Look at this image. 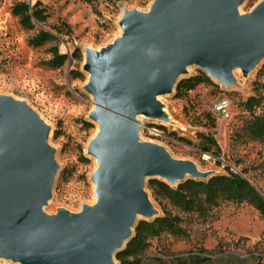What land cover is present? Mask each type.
<instances>
[{"label":"water","instance_id":"water-1","mask_svg":"<svg viewBox=\"0 0 264 264\" xmlns=\"http://www.w3.org/2000/svg\"><path fill=\"white\" fill-rule=\"evenodd\" d=\"M241 3L156 0L146 22L127 14L126 37L88 53V90L97 105L91 117L100 125L90 147L99 159L98 203L77 218L42 212L59 169L48 146L50 128L26 104L0 96L1 257L23 264H114L138 217L157 214L145 193L148 177L172 186L203 176L164 148L140 143L136 116L156 114L154 99L171 93L193 65L228 85L236 81L235 69L264 58V1L237 18Z\"/></svg>","mask_w":264,"mask_h":264},{"label":"rangeland","instance_id":"rangeland-1","mask_svg":"<svg viewBox=\"0 0 264 264\" xmlns=\"http://www.w3.org/2000/svg\"><path fill=\"white\" fill-rule=\"evenodd\" d=\"M264 0H243L244 14ZM40 2L46 19L33 29L24 27L14 7L21 3ZM156 0H0V96L26 104L50 128L48 146L54 152L58 173L50 199L42 212L55 217L66 213L79 217L85 209L98 203L94 176L99 169L90 147L96 139L99 124L91 116L97 105L88 90L92 74L86 69L89 52L101 53L126 37L125 16L139 13L149 19ZM41 30L56 37L39 46L32 44ZM67 55L61 66L49 61L56 55ZM234 83L219 80L191 66L178 86L187 79L203 76L205 80L192 89L178 86L154 99L156 114L140 113L138 141L164 148L177 161L190 162L203 174L192 177L206 180L227 167L249 178L264 194V139L246 130L252 118L245 102L251 96L264 101V58L247 70L233 71ZM227 102V115L218 114L216 105ZM259 111V110H258ZM208 137H213L211 143ZM209 146L211 152L202 151ZM146 179L145 193L156 218L164 214V205L155 198ZM157 179H162L158 177ZM169 183L167 180L162 179ZM177 187L178 185H172ZM165 208L182 218L186 234L175 237L163 233L148 240L145 264L189 262L203 251H221L214 264H264V218L246 202L223 201L207 215L184 213L170 204ZM155 217L139 216L153 221ZM126 248V247H125ZM124 248V249H125ZM231 253V255H229ZM222 254V253H221ZM237 258V259H236ZM0 264H23L14 258L0 256ZM114 264H121L115 257Z\"/></svg>","mask_w":264,"mask_h":264},{"label":"trees","instance_id":"trees-1","mask_svg":"<svg viewBox=\"0 0 264 264\" xmlns=\"http://www.w3.org/2000/svg\"><path fill=\"white\" fill-rule=\"evenodd\" d=\"M40 4V2L34 5L21 3L14 7L13 11L21 17V23L24 27L33 29L35 23L45 22L46 17L43 10L39 8ZM55 37L51 31L41 30L39 35L32 40V44L39 46ZM66 58L67 55L57 54L54 59L49 61V64L53 67L61 66ZM205 80L211 82L209 78L203 76L187 79L178 86V90H181L183 86L187 90L192 89ZM245 106L252 116L246 125L247 132L254 137L264 139V101L257 96H251L245 102ZM208 140L215 143L213 137H208ZM202 151L209 153L211 149L209 146H202ZM226 170V173L213 174L206 180L188 179L177 187H172L161 179L150 180L148 187L160 204L164 205V214L153 221L141 220L138 223L134 237L129 241L126 248L116 255L121 264H145L147 258H145L144 253L149 246L148 240L151 238L158 237L163 233H169L175 237L186 234L181 226L182 218L168 211L165 204H170L184 213L196 212L205 216L220 202H246L264 218V194L261 190L242 173L236 172L230 167H227ZM203 252L209 256L195 255L189 262H186V259H178L176 264H214L215 259H220V257L215 258L214 255L219 253L223 257L226 256L221 251L206 250ZM257 264H261V260Z\"/></svg>","mask_w":264,"mask_h":264},{"label":"bare ground","instance_id":"bare-ground-1","mask_svg":"<svg viewBox=\"0 0 264 264\" xmlns=\"http://www.w3.org/2000/svg\"><path fill=\"white\" fill-rule=\"evenodd\" d=\"M242 4H243V3L239 4L238 7H237L236 10H235V16H236L237 18H241V17L244 15L243 8H242ZM86 63H87V57H86V59H85V64H86ZM190 68H191V67H189L188 70H190ZM99 132H100V125L98 126V130H97V132H96L95 138L98 136ZM96 160L99 161L98 157H96Z\"/></svg>","mask_w":264,"mask_h":264},{"label":"built area","instance_id":"built-area-1","mask_svg":"<svg viewBox=\"0 0 264 264\" xmlns=\"http://www.w3.org/2000/svg\"><path fill=\"white\" fill-rule=\"evenodd\" d=\"M227 107H228L227 102H221V103L216 105V107H215L216 110L215 111L218 114L225 116V115H227Z\"/></svg>","mask_w":264,"mask_h":264}]
</instances>
